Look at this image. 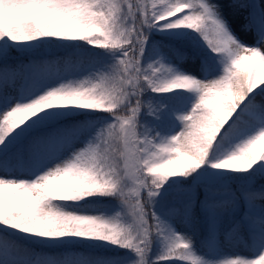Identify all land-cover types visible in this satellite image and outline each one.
I'll return each mask as SVG.
<instances>
[{"label": "snow or ice", "instance_id": "obj_1", "mask_svg": "<svg viewBox=\"0 0 264 264\" xmlns=\"http://www.w3.org/2000/svg\"><path fill=\"white\" fill-rule=\"evenodd\" d=\"M231 4L253 43L218 0H0V264H264V0Z\"/></svg>", "mask_w": 264, "mask_h": 264}, {"label": "rangeland", "instance_id": "obj_2", "mask_svg": "<svg viewBox=\"0 0 264 264\" xmlns=\"http://www.w3.org/2000/svg\"><path fill=\"white\" fill-rule=\"evenodd\" d=\"M222 5L223 13L225 18L231 24L233 30L238 35V37L246 44H251L255 40V34L253 32H244L242 29V25L245 22V17L247 15V10H236L234 6L231 4V0H218ZM258 8L259 6H254ZM156 38H159L157 36ZM184 68L187 71H197V65L193 64L191 61H185ZM194 100V99H192ZM196 100V99H195ZM194 100V101H195ZM193 101V102H194ZM168 114H172L176 117L171 123L165 124L164 128L160 131L162 134H170L172 131H178L181 127V123L177 118L180 114L187 112L192 106L189 103H177L176 105L172 103H168ZM176 226L181 230L186 232V234H191L190 230L179 220H177ZM209 242H206L205 232H197L193 237L195 245L199 252L204 254L205 256H213V257H222L224 255L232 254L235 252L245 251L240 248L234 247L231 241L223 240L220 238L219 245L215 243L212 238L207 237ZM113 250L111 247L103 248L101 250ZM62 251V249H60ZM125 255V253L123 254Z\"/></svg>", "mask_w": 264, "mask_h": 264}, {"label": "trees", "instance_id": "obj_3", "mask_svg": "<svg viewBox=\"0 0 264 264\" xmlns=\"http://www.w3.org/2000/svg\"><path fill=\"white\" fill-rule=\"evenodd\" d=\"M194 93H185L183 97L181 98H177L172 96L171 94H169L167 97H165L166 103H172L174 105H176L177 103H181L183 101H187L188 98L194 96ZM149 96H151V94H148L144 97L145 100H147L149 98ZM175 119L174 116H172L171 114H168L167 111H165L163 113V115L161 116V118L159 120H156L155 118L151 117V116H147V115H141L140 120L142 123H145L149 126H154L158 131L162 130L165 126V124L171 123L173 120ZM205 235L210 237L206 232ZM103 248H98L95 251L98 254H119V255H123L124 252L122 250L120 251H116V250H101ZM82 250H86V249H82ZM50 251L52 252H59L60 249H51Z\"/></svg>", "mask_w": 264, "mask_h": 264}]
</instances>
